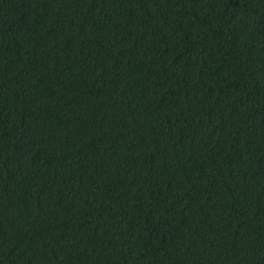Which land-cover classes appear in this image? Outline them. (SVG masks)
I'll return each instance as SVG.
<instances>
[{"label":"trees","instance_id":"obj_1","mask_svg":"<svg viewBox=\"0 0 264 264\" xmlns=\"http://www.w3.org/2000/svg\"><path fill=\"white\" fill-rule=\"evenodd\" d=\"M0 264H264V0H0Z\"/></svg>","mask_w":264,"mask_h":264}]
</instances>
